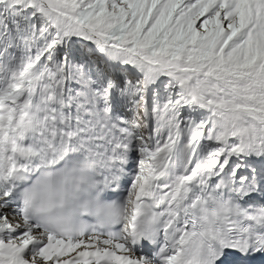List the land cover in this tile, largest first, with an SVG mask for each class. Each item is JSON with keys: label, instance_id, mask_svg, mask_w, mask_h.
Returning a JSON list of instances; mask_svg holds the SVG:
<instances>
[{"label": "snow or ice", "instance_id": "snow-or-ice-1", "mask_svg": "<svg viewBox=\"0 0 264 264\" xmlns=\"http://www.w3.org/2000/svg\"><path fill=\"white\" fill-rule=\"evenodd\" d=\"M69 156L155 234L33 220ZM198 228L203 264L264 257V0H0V264H181Z\"/></svg>", "mask_w": 264, "mask_h": 264}, {"label": "clouds", "instance_id": "clouds-1", "mask_svg": "<svg viewBox=\"0 0 264 264\" xmlns=\"http://www.w3.org/2000/svg\"><path fill=\"white\" fill-rule=\"evenodd\" d=\"M106 190L105 185L97 182L92 161L69 156L41 166L29 181L24 200L30 217L58 235L75 237L92 227L109 232L120 226L122 233L134 230L155 234L158 219L153 208L143 203V197L133 207L122 199L118 202L105 199ZM144 195L147 196V190ZM208 242L207 232L199 228L189 234L181 246V264H203Z\"/></svg>", "mask_w": 264, "mask_h": 264}]
</instances>
